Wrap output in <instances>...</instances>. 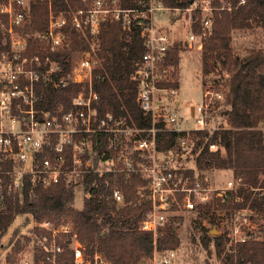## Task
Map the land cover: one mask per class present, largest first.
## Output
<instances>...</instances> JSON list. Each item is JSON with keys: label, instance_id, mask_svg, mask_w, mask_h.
<instances>
[{"label": "trees", "instance_id": "obj_1", "mask_svg": "<svg viewBox=\"0 0 264 264\" xmlns=\"http://www.w3.org/2000/svg\"><path fill=\"white\" fill-rule=\"evenodd\" d=\"M193 1L198 0H163V3L173 9L186 11L192 8ZM241 2L211 0L216 17L213 18L212 29L203 35L201 50L204 77L220 67L221 81L217 84L223 88L225 96L220 114L226 118L228 127L212 132L182 133L193 143L191 153L194 160L191 168L182 166L179 173L194 181L196 177L204 179L208 172L223 170L231 172L234 179L241 180V185L228 202L222 203L213 198L210 204H198L196 210L213 216L217 211L248 210L259 228L250 240L232 247L233 253L224 252L228 240L219 236H204L201 245L203 248L216 247L218 256L224 253L222 264H264V49L251 50L248 55L241 57L233 53L231 47L232 31L264 29V0ZM30 4V20L19 30L23 35L45 32L51 12L69 17L72 11L85 7L82 0H30ZM121 5L133 7L135 0H121ZM192 19L195 34L204 33L199 9L194 11ZM142 29L139 22L125 27L121 21L110 20L104 22L97 32H89L84 36L67 26L64 32L68 50L51 52L48 43L31 36L27 38L26 54L63 60L67 54L92 51L95 45L99 64L94 71L93 88L99 95L95 105L98 115L101 117L110 113L117 118H124L131 126L149 129L152 126L151 116L145 115L138 105V84L131 79L146 52ZM6 39L0 26V52L9 48ZM179 51L180 48L173 45L168 52L167 64L172 67L174 75L180 66ZM65 71H71V64L67 65ZM58 77L56 73L54 79ZM160 86L179 89V82L161 83ZM41 88L43 94L38 103L39 108L67 112L73 107L77 95L87 86L71 82L66 86L55 87L54 81L47 79L41 83ZM178 137L179 134L174 132L158 134V149L181 154ZM101 141L95 145L99 155L109 151L106 137H101ZM211 144H216L217 150H211ZM106 180L110 183L109 189H105ZM147 184V179L135 172L130 176L122 173H91L83 184L84 207L78 210L74 207L76 191L73 186L61 182L47 188L38 187L36 196H32L31 178L28 177L22 191L7 195L6 208L0 211V256L1 250H9L6 262L18 264L25 245L34 242V262L40 264L48 250H51L52 234L40 227L30 226L33 222L40 224L50 221L56 227L68 226L71 229V233H61L56 241L63 247L59 258L63 264L71 263L69 244L74 235L84 246L87 255L99 252L112 264H151L155 248L154 235L141 230L151 210L150 202L140 196V191L146 192ZM114 187L124 196V205H119L111 197ZM237 196L241 197V201L234 200ZM18 218H23V222L14 226ZM181 221L179 216L169 218L156 240L160 253L176 251L180 247L181 240L174 223ZM25 230L31 234L24 236L26 242L21 239ZM6 237L7 242L4 244Z\"/></svg>", "mask_w": 264, "mask_h": 264}, {"label": "built area", "instance_id": "obj_2", "mask_svg": "<svg viewBox=\"0 0 264 264\" xmlns=\"http://www.w3.org/2000/svg\"><path fill=\"white\" fill-rule=\"evenodd\" d=\"M82 1L85 7L72 11L69 17L51 12L45 32L23 35L19 30L30 20V0H0V26L9 41V48L0 52V211L6 208L7 195L22 191L28 177L31 178V194L36 196V188H47L61 182L73 186L76 192L83 191L87 175L94 172L127 176L133 172L140 173L148 181L146 192L140 191V196L151 204V210L141 225V230L154 235L151 264H173L176 251L160 253L156 245L171 213L182 207L196 210L198 204H210L213 198L226 203L241 185V180L233 178L226 186L214 188L206 178L196 177L192 181L180 175L183 153L160 151L158 134H179L178 143L186 151L189 139L182 133L212 132L225 127L212 126L213 112L224 104V92L213 89L209 84L204 86L202 102L192 107L194 126H185L184 117L173 110L165 112V104L158 98L160 94L175 98L179 93V89L160 86L161 83L172 82V67L167 61L173 42L167 31L159 30L155 24L156 19L166 15L165 12L176 9L166 6L163 0H135V6L130 8L122 7L121 0ZM198 1L205 4L203 11L212 10L211 0ZM196 9L193 5L186 11ZM110 20L121 21L125 27L133 22L143 26L141 33L145 37L146 52L131 79L138 84V105L145 115L151 116L149 129L131 126L124 118L110 113L98 115L95 105L99 95L93 88V76L99 58L91 50L67 54L63 60L26 54L27 38L31 36L48 43L51 52H60L69 49L65 27L70 26L86 36L89 32H97L104 22ZM211 26L212 20L207 17L202 22L203 35ZM192 32L189 36L191 48L197 38V34ZM201 47L202 42L198 48ZM68 64H71V71L66 73ZM56 73L59 77L54 79ZM47 79L54 81L55 87L72 82L86 85L87 89L77 95L69 111L52 112L38 107L43 94L41 83ZM144 134L148 137H142ZM104 136L109 151L99 155L95 145L100 144ZM210 149L217 150L216 144H211ZM109 187L106 180L105 189ZM111 197L119 205L125 204L117 187L113 188ZM234 200L241 201V197ZM233 214L235 221L225 253H233L232 247L250 240L257 230L252 224L250 211ZM35 226L52 234L51 250L40 264H63L59 259L63 247L56 241L61 233L69 234L71 229L68 226L56 227L50 221ZM69 248L72 251L70 264H112L99 252L87 255L76 235L72 237Z\"/></svg>", "mask_w": 264, "mask_h": 264}, {"label": "rangeland", "instance_id": "obj_3", "mask_svg": "<svg viewBox=\"0 0 264 264\" xmlns=\"http://www.w3.org/2000/svg\"><path fill=\"white\" fill-rule=\"evenodd\" d=\"M193 5L200 10L202 22L207 17H210L213 26V18L215 19L216 17V12H213V7L211 6L212 10L203 11L205 4L197 1ZM224 9L226 8L224 7ZM165 14L166 15L162 17V19H156L155 24L159 30L167 31L173 45L180 48L179 70L175 75L172 72V82H179V93L175 98H170L168 95H165L166 97H164L162 94H160L158 98L163 100L165 104L163 109L165 108V112L173 110L179 113L184 117L185 126L192 127L194 126L191 114L192 107L202 102L204 86L209 84L213 89L215 88L223 91V88L217 84V82L221 81L219 74L220 67L208 77H204L202 74V47L199 49L198 46L203 41V33L197 34L196 40L192 43V48L189 46L191 42H189V36L193 33L191 25L193 26L192 17L194 11L171 10L165 12ZM212 26L210 30L212 29ZM231 37L233 53L238 56L245 57L251 50L264 49L263 28H257L253 31L234 30L232 31ZM92 52L96 53L95 45H93ZM177 102H180L179 106H177ZM222 109L223 106H220L215 109V112H213L212 126L228 127L226 118L220 114ZM189 144L190 146L188 150H182L183 156L181 158V163L186 169L193 166L194 160V156L191 153L193 143L191 144L189 142ZM205 178L209 185L214 188L224 187L229 180H233L231 172L223 170L208 172ZM74 207L78 210H81L84 207V195L82 190L76 192ZM170 216H179L182 218L181 222L174 223L177 227V234L181 240V245L178 250H176V257L173 264H222L224 253L223 255L218 256L217 248L214 246L203 248L201 240L204 236H219L220 238L228 240V235L230 234L231 227L235 221V216L232 211H217L216 215L213 216L212 214H206L197 210L189 211L182 207L176 208ZM22 222L23 218H18L14 226H17ZM252 224L257 229L259 228L258 223L252 222ZM35 225L36 223L33 222L30 227L32 228ZM30 235L31 234L28 231H23L21 235L22 241L26 242L24 236ZM7 237L3 240L4 244L7 242ZM227 247L229 248V246ZM8 252L9 250H1L0 264H8L5 259ZM35 252V243H27L24 251L20 254V262L18 264H35Z\"/></svg>", "mask_w": 264, "mask_h": 264}, {"label": "crops", "instance_id": "obj_4", "mask_svg": "<svg viewBox=\"0 0 264 264\" xmlns=\"http://www.w3.org/2000/svg\"><path fill=\"white\" fill-rule=\"evenodd\" d=\"M180 103V102H179Z\"/></svg>", "mask_w": 264, "mask_h": 264}]
</instances>
